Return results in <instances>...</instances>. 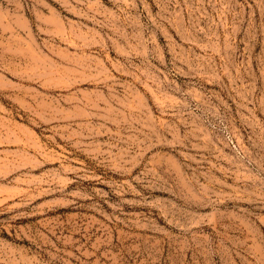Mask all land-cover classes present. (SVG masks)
I'll return each instance as SVG.
<instances>
[{
	"label": "rangeland",
	"instance_id": "374dc122",
	"mask_svg": "<svg viewBox=\"0 0 264 264\" xmlns=\"http://www.w3.org/2000/svg\"><path fill=\"white\" fill-rule=\"evenodd\" d=\"M0 264H264V0H0Z\"/></svg>",
	"mask_w": 264,
	"mask_h": 264
}]
</instances>
